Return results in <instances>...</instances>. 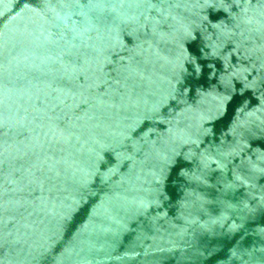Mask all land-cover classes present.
I'll return each mask as SVG.
<instances>
[{"label":"water","instance_id":"water-1","mask_svg":"<svg viewBox=\"0 0 264 264\" xmlns=\"http://www.w3.org/2000/svg\"><path fill=\"white\" fill-rule=\"evenodd\" d=\"M0 264H264V0H0Z\"/></svg>","mask_w":264,"mask_h":264}]
</instances>
